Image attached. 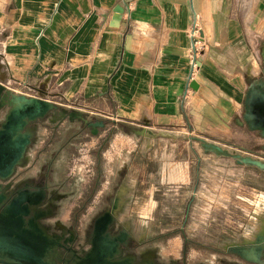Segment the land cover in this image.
Masks as SVG:
<instances>
[{"label":"crops","instance_id":"1","mask_svg":"<svg viewBox=\"0 0 264 264\" xmlns=\"http://www.w3.org/2000/svg\"><path fill=\"white\" fill-rule=\"evenodd\" d=\"M257 48L264 50V0H0V260L36 264L39 254L26 257L25 243L30 255L60 252L63 263L88 256L93 264H167L165 244L146 242L181 247L182 223L168 237L159 232L142 211L153 206L126 199V182L122 195L89 208L91 224L80 219L79 194L77 208L55 223L36 204L46 188L22 186L19 163L31 159L33 141L48 150L69 138L71 109L148 127L152 118L157 126L182 125L185 109L197 114L208 93L238 109L247 87L232 79L240 68L255 75ZM172 258L182 264L179 251Z\"/></svg>","mask_w":264,"mask_h":264},{"label":"rangeland","instance_id":"2","mask_svg":"<svg viewBox=\"0 0 264 264\" xmlns=\"http://www.w3.org/2000/svg\"><path fill=\"white\" fill-rule=\"evenodd\" d=\"M255 51V75L244 77L241 68L232 75L233 83L247 87L238 109L208 93L207 106L199 99L197 114L185 109L182 125L166 127L156 118H149L155 121L149 127L123 119L111 125L105 113L71 109L65 115L69 138L48 150L35 141L27 146L31 159L19 163L22 186L46 188L47 198L36 204L50 210L55 223L77 208L79 194L86 204L80 219L91 224L89 208L122 195L126 182V199L153 206L142 211L159 232L165 229L168 237L182 223L181 247L170 240L146 242L165 244L167 264L178 251L182 264H264V50ZM72 211L75 221L78 210ZM90 224L86 232L92 234ZM55 235L62 238L60 231ZM85 245L90 252L92 241ZM25 246L26 257L39 254L36 264H78L76 256L63 263L60 252L41 257ZM82 262L93 264L88 256Z\"/></svg>","mask_w":264,"mask_h":264},{"label":"built area","instance_id":"3","mask_svg":"<svg viewBox=\"0 0 264 264\" xmlns=\"http://www.w3.org/2000/svg\"><path fill=\"white\" fill-rule=\"evenodd\" d=\"M195 33H196V29H193L192 31V35H191V38L193 39L195 37ZM196 45H197V42H195L194 40L192 41V51H193V54L191 56V59H190V66L192 69H194L196 67V61H197V57H196Z\"/></svg>","mask_w":264,"mask_h":264},{"label":"water","instance_id":"4","mask_svg":"<svg viewBox=\"0 0 264 264\" xmlns=\"http://www.w3.org/2000/svg\"><path fill=\"white\" fill-rule=\"evenodd\" d=\"M192 86H194V84H193ZM194 87H195V86H194ZM0 264H16V263H9V262H6V261H2V260H0Z\"/></svg>","mask_w":264,"mask_h":264},{"label":"bare ground","instance_id":"5","mask_svg":"<svg viewBox=\"0 0 264 264\" xmlns=\"http://www.w3.org/2000/svg\"><path fill=\"white\" fill-rule=\"evenodd\" d=\"M38 106H39V105L37 104V105H36V109L38 108ZM15 121H17V120H15ZM18 125L20 126V122H18ZM40 243H42V241H39V244H40Z\"/></svg>","mask_w":264,"mask_h":264}]
</instances>
